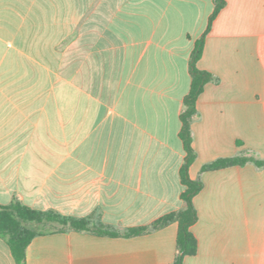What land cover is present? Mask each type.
I'll use <instances>...</instances> for the list:
<instances>
[{
    "label": "crops",
    "instance_id": "1",
    "mask_svg": "<svg viewBox=\"0 0 264 264\" xmlns=\"http://www.w3.org/2000/svg\"><path fill=\"white\" fill-rule=\"evenodd\" d=\"M214 0H0V204L99 218L118 236H35L25 264H172L189 59ZM217 77L191 124L197 252L183 264H264V0H225L197 61ZM0 264H16L0 237Z\"/></svg>",
    "mask_w": 264,
    "mask_h": 264
},
{
    "label": "trees",
    "instance_id": "2",
    "mask_svg": "<svg viewBox=\"0 0 264 264\" xmlns=\"http://www.w3.org/2000/svg\"><path fill=\"white\" fill-rule=\"evenodd\" d=\"M224 5L225 0H214V8L208 17L207 27L200 38L196 40L188 64L191 82L189 91L183 98V108L179 115L181 126L178 132L185 153L179 169L180 181L183 185L180 198L184 202V207L165 213L148 225L130 227L123 232L124 236L139 235L163 228L170 223H176V255L172 264H183L186 256L195 255L197 252V239L191 230V226L197 220L193 197L202 189L203 182L200 177L192 179L189 176V167L197 156L192 145L191 124L197 115L196 102L199 94L207 83L218 80L211 72L198 68L197 61L203 52L205 35L209 31L213 19ZM247 162H252L257 166L264 165V160L256 158L252 154L237 155L216 158L203 164L200 171L243 165ZM66 231L88 232L100 236H118L120 234L112 225L99 218H94V216H66L50 209L38 210L18 200L0 204V237L7 243L16 264H25L26 247L35 236Z\"/></svg>",
    "mask_w": 264,
    "mask_h": 264
}]
</instances>
